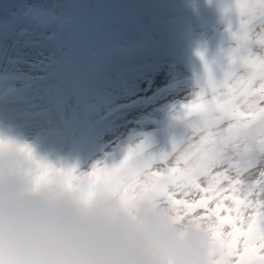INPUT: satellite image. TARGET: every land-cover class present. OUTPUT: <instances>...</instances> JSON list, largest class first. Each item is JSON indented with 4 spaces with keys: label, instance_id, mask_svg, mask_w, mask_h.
Masks as SVG:
<instances>
[{
    "label": "rangeland",
    "instance_id": "rangeland-1",
    "mask_svg": "<svg viewBox=\"0 0 264 264\" xmlns=\"http://www.w3.org/2000/svg\"><path fill=\"white\" fill-rule=\"evenodd\" d=\"M148 1L0 0V140L26 144L35 157L60 167L74 87L75 147L66 167L84 172L96 161L118 162L141 141L145 154L154 155L181 143L189 132L186 122L196 116L193 108L183 118L181 105L196 101L208 72L219 79L227 64L235 14L224 5L235 0H218L208 13L147 17L105 30L91 40L73 86L67 80V62L76 60L75 31L90 20L94 6L107 2L135 10ZM38 5L55 6L53 16L65 22L25 15ZM212 36L216 49L204 54L201 42ZM113 43L122 53L104 55Z\"/></svg>",
    "mask_w": 264,
    "mask_h": 264
},
{
    "label": "snow or ice",
    "instance_id": "snow-or-ice-1",
    "mask_svg": "<svg viewBox=\"0 0 264 264\" xmlns=\"http://www.w3.org/2000/svg\"><path fill=\"white\" fill-rule=\"evenodd\" d=\"M51 7L32 6L25 15L65 22ZM97 7L98 18L105 9L120 10ZM224 11L235 14L227 64L219 79L208 72L196 101L181 105L183 118L193 108L196 116L170 152L145 154L141 141L118 162L96 161L84 172L75 165L36 163L70 184L82 181L89 193L102 189L122 202L146 198L178 217L195 218L219 251L213 264H264V0H235ZM20 147L32 155L28 145Z\"/></svg>",
    "mask_w": 264,
    "mask_h": 264
},
{
    "label": "clouds",
    "instance_id": "clouds-1",
    "mask_svg": "<svg viewBox=\"0 0 264 264\" xmlns=\"http://www.w3.org/2000/svg\"><path fill=\"white\" fill-rule=\"evenodd\" d=\"M20 145L0 142V264H213L219 256L195 218L146 198L89 193L82 181L42 172L41 158Z\"/></svg>",
    "mask_w": 264,
    "mask_h": 264
},
{
    "label": "water",
    "instance_id": "water-1",
    "mask_svg": "<svg viewBox=\"0 0 264 264\" xmlns=\"http://www.w3.org/2000/svg\"><path fill=\"white\" fill-rule=\"evenodd\" d=\"M216 0H150L140 10L131 11L128 9L117 11L112 8L103 10V15L98 18L100 9L95 7L93 9V16L91 21L87 23H82L76 31L75 38L76 44L73 48L74 55L77 56V63L73 66L72 63H68L69 66H73L72 71L68 75L69 82L77 72V70L82 66L86 57L87 50L90 45V39L96 34L100 33L106 27L112 25L129 24L133 20L143 17L145 15L153 14L157 16H169L176 15L178 13H188L197 10H209L212 8ZM101 5H112L103 3ZM113 6V5H112ZM89 27V30L85 35H82L83 31ZM203 47L206 53L211 52L215 48L214 38H209L203 42ZM121 53V49L116 45H111L103 49L104 55H109L111 53ZM75 94V90H74ZM77 96L75 94V102L69 116L68 124L65 128V136L63 140V146L60 155V165L61 167H66L67 157L73 147V142L71 140V126L73 123V118L75 115V109L77 107Z\"/></svg>",
    "mask_w": 264,
    "mask_h": 264
}]
</instances>
